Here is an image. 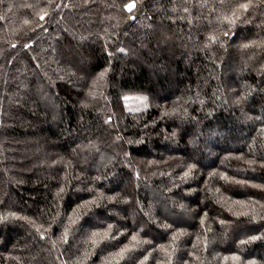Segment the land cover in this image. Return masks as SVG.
Wrapping results in <instances>:
<instances>
[{
  "label": "trees",
  "instance_id": "1",
  "mask_svg": "<svg viewBox=\"0 0 264 264\" xmlns=\"http://www.w3.org/2000/svg\"><path fill=\"white\" fill-rule=\"evenodd\" d=\"M263 92L264 0H0V264H264Z\"/></svg>",
  "mask_w": 264,
  "mask_h": 264
},
{
  "label": "rangeland",
  "instance_id": "2",
  "mask_svg": "<svg viewBox=\"0 0 264 264\" xmlns=\"http://www.w3.org/2000/svg\"><path fill=\"white\" fill-rule=\"evenodd\" d=\"M195 51H197V50H194V52ZM187 55H188V53H187ZM27 71H28V69L21 62L13 70L12 78L14 80L20 79L22 76L23 77L26 76ZM30 73H27V74L30 75ZM66 75H68L70 77L72 82L76 81L74 78L75 76L72 75L70 72H67ZM242 84L243 83H241V85ZM175 87L176 86H173V88H175ZM173 88H171V89H173ZM35 89H36V93L34 95L35 103L39 104L40 109L45 113L43 115H47L49 117L50 122L52 123V125L54 126L56 131H58L59 126H64V125H62V122H61V107L52 99L48 90L40 81L37 82ZM28 95H29V92H28L27 86L18 85L17 92L13 94V98H12L14 104H16V102H17L16 100H14L15 97L16 98L20 97V99H25ZM262 100H264V92H263ZM32 105H34V104H32ZM260 105L262 106V104H260ZM32 109H34V108H32ZM234 121H235V123L231 127L233 131H235V130L241 131V129H243L244 133L247 131V129H248L247 123L246 124L241 123V121H239L238 119H235ZM24 123H25L24 121L20 122V124H22V125ZM183 124L184 123L182 122V125ZM192 125L194 128H193L191 140L189 141V146L191 147L193 154L196 155L194 157H197V158H195L197 160V162L204 163V161H206L205 160V157H206L205 154L208 152V149L206 148V146L204 145L203 142H205L206 138H208V136L210 135V132L208 129H206L205 131H201L198 123L194 122ZM58 134H60V133L58 132ZM96 150H97V148H95V147L90 148L89 153L91 154L92 151H96ZM113 161H114V159L112 157L107 156L104 153H101L100 157L97 159V162L95 164H93L91 167H89L88 169L91 170L92 172L96 171V170L97 171L98 170L104 171L107 168L111 167V163H113ZM239 190L242 191L243 189H239ZM127 191L131 192L133 190L128 188ZM150 198L154 201V203H158L161 205V203H160L161 198L157 194H152V196H150ZM169 208L170 207L165 202L162 203L161 208H160L161 209V212H160L161 215L165 216L169 221H171L173 223H177V224H190L191 223V219L189 218V216L172 213ZM134 215H135V211L133 212V210H131L129 213V216L132 218Z\"/></svg>",
  "mask_w": 264,
  "mask_h": 264
},
{
  "label": "snow or ice",
  "instance_id": "3",
  "mask_svg": "<svg viewBox=\"0 0 264 264\" xmlns=\"http://www.w3.org/2000/svg\"><path fill=\"white\" fill-rule=\"evenodd\" d=\"M126 7H127L128 11H131L135 7V4L134 3H129ZM40 19L43 20L44 16H41Z\"/></svg>",
  "mask_w": 264,
  "mask_h": 264
}]
</instances>
